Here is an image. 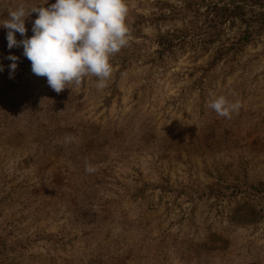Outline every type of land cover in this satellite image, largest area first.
<instances>
[{
	"label": "rangeland",
	"instance_id": "374dc122",
	"mask_svg": "<svg viewBox=\"0 0 264 264\" xmlns=\"http://www.w3.org/2000/svg\"><path fill=\"white\" fill-rule=\"evenodd\" d=\"M125 2L103 90L57 94L0 27V264H264V0Z\"/></svg>",
	"mask_w": 264,
	"mask_h": 264
},
{
	"label": "clouds",
	"instance_id": "9594fccd",
	"mask_svg": "<svg viewBox=\"0 0 264 264\" xmlns=\"http://www.w3.org/2000/svg\"><path fill=\"white\" fill-rule=\"evenodd\" d=\"M32 13H37V18L32 21L33 35L28 37L25 21ZM127 15L125 0H55L48 7L36 6L30 11L20 5L9 11L0 27L7 30L8 49L22 47L32 73L45 77L57 94L70 85L79 87L86 77L97 78L95 87L103 90L113 72L111 57L129 43ZM16 33L23 39L17 40ZM6 59L12 61V78L19 57L9 55ZM3 70L0 64V72ZM208 107L219 117L231 119L242 105L219 95L212 97ZM74 139L66 137V142ZM85 171L91 174L97 168L86 164Z\"/></svg>",
	"mask_w": 264,
	"mask_h": 264
}]
</instances>
